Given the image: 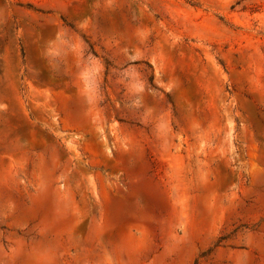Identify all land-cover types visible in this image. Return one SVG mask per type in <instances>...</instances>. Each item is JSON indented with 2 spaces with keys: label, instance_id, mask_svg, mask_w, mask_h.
Instances as JSON below:
<instances>
[{
  "label": "rangeland",
  "instance_id": "rangeland-1",
  "mask_svg": "<svg viewBox=\"0 0 264 264\" xmlns=\"http://www.w3.org/2000/svg\"><path fill=\"white\" fill-rule=\"evenodd\" d=\"M0 264H264V0H0Z\"/></svg>",
  "mask_w": 264,
  "mask_h": 264
}]
</instances>
